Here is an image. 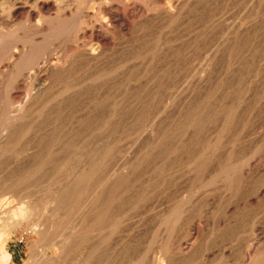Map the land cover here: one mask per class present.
Listing matches in <instances>:
<instances>
[{
    "label": "rangeland",
    "instance_id": "obj_1",
    "mask_svg": "<svg viewBox=\"0 0 264 264\" xmlns=\"http://www.w3.org/2000/svg\"><path fill=\"white\" fill-rule=\"evenodd\" d=\"M31 1L0 0V13ZM149 2L92 0L89 12L117 7L126 28L112 26L96 60L77 57L48 77L47 97L6 134L0 124V199L21 197L33 208L23 227L42 228L9 239L11 264H264V0H163L165 20ZM67 12L46 36L25 15L21 27L2 18L0 34L33 51L51 45L55 60L89 42Z\"/></svg>",
    "mask_w": 264,
    "mask_h": 264
},
{
    "label": "bare ground",
    "instance_id": "obj_2",
    "mask_svg": "<svg viewBox=\"0 0 264 264\" xmlns=\"http://www.w3.org/2000/svg\"><path fill=\"white\" fill-rule=\"evenodd\" d=\"M10 1V0H9ZM64 0H62V3H63ZM74 1V0H72ZM81 1V0H80ZM113 1V0H112ZM115 1V0H114ZM189 1V0H188ZM5 2V1H4ZM21 2V1H20ZM66 2V1H65ZM61 6L60 5V2L58 4V2L56 0H53V1H49V0H32L31 1V7H27L26 3H22L21 5H16L15 3L11 2L9 3V5L6 6L5 9H2L1 10V13H0V20L2 18L5 19V21L7 23H10V24H13L17 18L21 17V16H24L25 15V24L29 25L30 26V29H35L33 30L34 32L36 31L37 35H44L46 36V32H47V27H50L48 26V22H51V20H58V14L61 12V11H65L67 10L70 15L71 13L73 14H77L79 15V18L80 20H82L83 22V35H86L87 39L89 40L88 43H84V44H80L78 43L79 45L75 46V48L73 49H70V50H62L60 48V50L62 51H58L56 49V51L60 52L59 56L54 60L52 57H51V54L53 53V51L55 50L53 47H51V45H49V47L47 49H44V50H38L37 51H33V49L28 46V45H25L24 44H21L20 47H18V44H17V41H15L14 39H12L10 37V34L9 33H2L0 34V48L3 49L4 51H6V54H5V59L3 60V63L0 64V93H4L6 96H4V98L6 99L5 101V106L3 108V110L1 111L0 109V117L1 118V128L4 126L5 128L8 127V125L11 126V123L15 122L16 120V117L19 116V115H23V113L30 109L32 107V102L34 100L39 101V104H40V100L43 99L44 96L47 97L48 94L45 95L46 93V90L48 92V87H46V83H47V79L49 80L51 77L52 74L54 73H58V74H61L65 71V65L64 63H71L72 64V61L77 60L76 58L80 57L81 58H84L86 60H92V59H95L96 60V57L99 54V49L101 47H106V46H109L111 45V37H109L110 35V31H111V28L113 26L114 27H119V28H126V23L128 21H126V17L124 15V13H122V11L120 12V9H118L117 7H110V8H99L98 10V13L99 14H92L91 12L88 11V8L91 7L92 5V0H83L81 6H78V7H75L73 5H71L70 3H65ZM70 2V1H69ZM150 2H152V4L154 6L157 5L160 6L161 3L163 2V0H150ZM149 2V3H150ZM165 2V1H164ZM184 2V1H183ZM29 3V2H28ZM74 3V2H73ZM115 3V2H114ZM113 3V4H114ZM123 3V2H122ZM167 3H170L167 1ZM173 3H176V2H173ZM8 4V3H7ZM118 4V3H116ZM128 4V3H127ZM140 4V3H139ZM3 5V3H2ZM76 5V3H75ZM115 5V4H114ZM120 5V3L118 4ZM144 5V4H143ZM170 5V4H169ZM173 5V4H172ZM1 6V5H0ZM4 6V5H3ZM126 6V5H125ZM2 7V6H1ZM121 7V5H120ZM138 7V6H137ZM156 7V8H157ZM140 8V7H139ZM144 8V7H143ZM155 8V7H154ZM153 8V9H154ZM161 9H163L161 6H160ZM159 8V9H160ZM97 9V8H96ZM124 9V8H123ZM126 9V8H125ZM141 9V8H140ZM129 10H132L131 8ZM146 10V8H145ZM150 10H152L150 8ZM149 10V11H150ZM158 10V9H157ZM156 10V11H157ZM165 11V13L169 14L168 16H163L162 17L166 19H168L170 17V15L172 14V9H171V6L168 7L166 6L165 9H163ZM162 10V11H163ZM178 9H176L177 11ZM142 11V10H140ZM147 11V12H149ZM155 11V10H154ZM175 11V10H174ZM151 12V11H150ZM161 13V11H159ZM158 12V13H159ZM129 13V12H127ZM137 13H140L139 11ZM143 13L145 14V11H143ZM163 13V12H162ZM126 14V13H125ZM130 14V13H129ZM148 14V13H147ZM157 14V12H156ZM166 14V15H167ZM146 15V14H145ZM64 18L65 16H68L65 14L64 12V15H62ZM132 16V15H131ZM144 16V15H143ZM155 16V15H154ZM153 16V17H154ZM138 17V16H137ZM157 17V16H155ZM168 17V18H167ZM172 17V16H171ZM176 17V16H175ZM22 18V17H21ZM158 18H159V15H158ZM174 18V16H173ZM23 19V18H22ZM131 19V18H130ZM128 19V20H130ZM133 19V18H132ZM138 19V18H137ZM171 19V18H170ZM20 20V18H19ZM70 20V18L68 19V21ZM136 20V19H135ZM134 20V23L136 24ZM42 21V22H41ZM67 21V26L68 23ZM71 21V20H70ZM131 21V20H130ZM129 21V22H130ZM168 21V20H167ZM171 21V20H170ZM176 21V20H175ZM1 22V21H0ZM79 22V21H78ZM17 25H19L17 22H15ZM53 23V22H52ZM65 23H66V20H65ZM164 23V21H163ZM170 23V22H169ZM6 24V23H5ZM57 24V23H56ZM55 24V25H56ZM63 24V23H62ZM71 24V23H70ZM128 24V23H127ZM139 23H137L138 25ZM165 24V23H164ZM175 24V23H174ZM1 25V23H0ZM15 25V24H14ZM13 25V26H14ZM22 25V24H21ZM54 26V24H52ZM51 25V27H52ZM72 25V24H71ZM70 25V26H71ZM172 25V24H171ZM6 26V25H5ZM20 26V25H19ZM66 26V27H67ZM70 26L68 27V29L70 28ZM129 26V25H128ZM142 26V25H140ZM139 26V27H140ZM151 26V25H150ZM149 26V27H150ZM10 27V25H9ZM16 27V26H15ZM21 27V26H20ZM19 27V28H20ZM23 27V26H22ZM26 27V25H25ZM25 27L23 29H25ZM72 27V26H71ZM130 27V26H129ZM132 27V26H131ZM135 27V26H134ZM3 28V27H2ZM8 28V27H6ZM18 28V27H17ZM27 28V27H26ZM54 27H52V30H53ZM79 28V27H78ZM112 28V29H113ZM141 28V27H140ZM154 28V27H153ZM1 29V28H0ZM14 29V28H13ZM21 29V28H20ZM28 29V30H30ZM57 28H55L56 30ZM82 29V28H81ZM79 29V30H81ZM117 29V28H116ZM121 29V30H122ZM131 29V28H129ZM136 29H138V27H136ZM16 30V29H15ZM59 30V29H58ZM62 30V29H61ZM67 30V29H65ZM71 30V29H70ZM114 30V29H113ZM142 29L138 30V33L141 31ZM3 31V30H2ZM7 32L9 30H6ZM10 31L14 32L13 30L10 29ZM9 31V32H10ZM51 31V30H50ZM116 31V30H114ZM118 31V29H117ZM133 31H134V28H133ZM171 31V30H170ZM34 32H32L33 34H35ZM57 32V31H56ZM81 32V31H80ZM79 32V33H80ZM123 33V31H121ZM125 32V31H124ZM127 32V31H126ZM129 32V31H128ZM11 33V32H10ZM31 33V31H30ZM48 33V32H47ZM59 33V32H57ZM62 33V31H61ZM72 32H70L71 34ZM114 33V32H113ZM117 33V32H116ZM134 33V32H133ZM15 34V33H14ZM19 34V33H18ZM50 34V33H49ZM60 34V33H59ZM73 34V33H72ZM77 34V33H76ZM75 34V35H76ZM109 34V35H108ZM112 34V33H111ZM125 33L121 34L122 36H125L124 35ZM136 34V33H135ZM32 35V34H31ZM36 35V36H37ZM62 35V34H61ZM82 35V34H80ZM117 35V34H116ZM13 36V35H12ZM15 36V35H14ZM13 36V37H14ZM18 36V35H16ZM66 36V35H65ZM73 36V35H72ZM71 36V37H72ZM112 36V35H110ZM120 36V35H119ZM128 36V35H126ZM32 37V36H31ZM29 37V38H31ZM43 37V36H42ZM63 37V36H62ZM116 37V36H115ZM121 37V36H120ZM119 37V38H120ZM11 38V39H10ZM18 38V37H17ZM21 38V37H20ZM47 38V37H46ZM66 38V37H65ZM74 38V36H73ZM79 38V37H78ZM83 38V36H82ZM113 38V37H112ZM122 38V37H121ZM126 38V37H125ZM26 39V38H25ZM24 39V40H25ZM35 39V38H34ZM49 39V38H48ZM62 39V38H61ZM75 39H76V36H75ZM115 39V38H114ZM19 40V38H18ZM22 40V39H21ZM20 40V42H21ZM39 40V38L37 39V41ZM50 40V39H49ZM57 40V39H56ZM63 40V39H62ZM68 40V39H67ZM78 40V39H77ZM84 40H86L84 38ZM86 40V41H88ZM125 40V39H124ZM124 40H123V43H124ZM169 40V39H168ZM28 42V40H26ZM33 41V40H32ZM43 41V40H42ZM81 41V40H80ZM80 41H77V42H80ZM29 42H31L29 40ZM40 42V41H39ZM54 42V41H53ZM76 42V41H75ZM76 42V43H77ZM82 42V41H81ZM85 42V41H84ZM119 42V41H118ZM128 42V41H127ZM127 42H125L127 44ZM167 42V41H166ZM33 43H36V42H33ZM68 43V42H67ZM112 43H113V40H112ZM124 43V44H125ZM170 43V41H169ZM20 44V43H19ZM29 44V43H28ZM37 44V43H36ZM35 44V45H36ZM51 44V43H50ZM116 44V43H115ZM130 44V43H129ZM34 45V44H33ZM81 45V46H80ZM164 45V44H163ZM37 46V45H36ZM101 46V47H100ZM117 46V45H116ZM133 46V45H132ZM119 47V45H118ZM129 47V45H128ZM136 47V46H135ZM144 47V46H143ZM34 50H35V47L33 46ZM58 48V47H56ZM112 48V46H111ZM122 48H123V45H122ZM0 49V50H1ZM59 49V48H58ZM66 49V48H65ZM102 49V48H101ZM114 49V48H113ZM132 49V48H131ZM112 49H110L111 51ZM120 50V49H119ZM118 50V51H119ZM133 50V49H132ZM131 50V51H132ZM2 51V52H4ZM55 51V52H56ZM105 51V50H104ZM109 51V52H110ZM122 51V50H121ZM136 51V50H135ZM52 52V53H51ZM108 52V49L107 51H105V53ZM113 52V51H112ZM115 52V51H114ZM117 52V51H116ZM1 53V52H0ZM111 53V52H110ZM4 53H2L3 55ZM103 53H101L102 55ZM141 54V53H140ZM58 55V54H57ZM100 55V56H101ZM132 55V54H131ZM1 56V55H0ZM133 56V55H132ZM141 56V55H140ZM99 57V56H98ZM55 58V57H54ZM106 58V57H105ZM100 59V58H98ZM132 59V58H131ZM43 61V64H47V67L42 70V68L40 69L39 68V65L41 64V62ZM79 61V60H78ZM84 60L82 59V62ZM88 61V62H89ZM94 61V60H93ZM116 61V60H115ZM142 61V60H141ZM86 62V61H85ZM91 62V61H90ZM103 62V61H101ZM96 63V62H95ZM94 63V65H96ZM98 63V62H97ZM78 64V62H77ZM91 64V63H90ZM84 63V67H86ZM98 65V64H97ZM138 65V64H137ZM72 67V65H70ZM74 66V65H73ZM89 66V64L87 65ZM93 66V64H92ZM97 67V66H95ZM94 67V68H95ZM91 68V67H90ZM104 69V68H103ZM115 69V68H114ZM73 70V69H72ZM113 70V69H112ZM68 71V70H67ZM96 72V71H95ZM99 72V71H98ZM193 72V71H192ZM66 73V71H65ZM64 73V74H65ZM107 73V72H106ZM194 73V72H193ZM64 74H61L64 76ZM88 74V73H87ZM99 74H97L98 76ZM103 75V74H102ZM210 75V74H209ZM56 76V75H55ZM104 76V75H103ZM201 76V75H200ZM50 77V78H48ZM68 77V76H67ZM11 78V83H9L11 85V87H7L6 83L4 86H2L4 84V81H6L7 79L9 80ZM57 78V77H56ZM66 78V77H65ZM64 79V78H63ZM95 79V78H94ZM99 79V78H97ZM52 80V79H50ZM7 82V81H6ZM50 82V81H49ZM63 82V81H62ZM51 84L53 83L52 81L50 82ZM58 83V82H57ZM104 83V82H103ZM8 84V82H7ZM49 84V83H48ZM73 84V83H72ZM81 84V83H80ZM83 84V83H82ZM8 85V86H10ZM52 85H56L55 82L54 84ZM61 86V85H60ZM50 87V86H49ZM57 87V86H56ZM71 87V86H70ZM51 88V87H50ZM69 89V85L67 87ZM72 89V88H71ZM57 90V89H56ZM55 90V91H56ZM59 90V89H58ZM63 91H65L63 88H62ZM61 90V91H62ZM70 90V89H69ZM58 92V91H57ZM69 92V91H68ZM65 93V92H63ZM62 93V94H63ZM50 94H51V91H50ZM53 94V93H52ZM56 95V94H55ZM45 98V97H44ZM50 98V97H48ZM47 98V99H48ZM53 98V97H52ZM48 99L50 101H52L51 99ZM57 98V97H56ZM4 99V100H5ZM47 100V101H48ZM48 101V102H50ZM92 101V100H91ZM168 101V100H167ZM172 101V100H171ZM1 102V101H0ZM42 102V101H41ZM46 102V101H45ZM3 104V103H2ZM35 104V103H34ZM37 104V105H39ZM46 104V103H45ZM43 103H41V105H45ZM169 104V103H168ZM36 105V104H35ZM40 105V106H41ZM70 105V104H69ZM34 106V105H33ZM48 106V105H47ZM2 108V107H1ZM34 108V107H33ZM40 108V107H39ZM46 108V107H45ZM32 109V108H31ZM30 109V110H31ZM38 110V109H37ZM29 111V110H28ZM26 111V113L28 112ZM43 111V109H42ZM34 112V111H33ZM33 112H29V113H33ZM41 114V112H39ZM48 113V112H47ZM28 114V113H27ZM34 114V113H33ZM32 116V115H30ZM97 117V116H96ZM18 118V117H17ZM24 118V117H23ZM22 118V120H23ZM28 118V116H27ZM30 118V117H29ZM18 119H21V118H18ZM31 119V118H30ZM15 120V121H14ZM18 121V120H17ZM21 121V120H20ZM18 121V122H20ZM94 122V121H93ZM107 123V121H106ZM105 124V123H104ZM14 125V124H13ZM17 126V125H15ZM13 127V129L17 128V127ZM21 126V125H20ZM19 126V127H20ZM26 126V124H25ZM100 126V125H99ZM3 127V128H4ZM12 127V126H11ZM10 127V128H11ZM19 127L17 128V130L19 129ZM2 128V131H5L7 129L4 128L3 130ZM27 128V127H26ZM88 128V127H87ZM22 129H24L22 127ZM21 129V130H22ZM20 130V132H21ZM1 131V129H0ZM15 131V130H14ZM12 131V132H14ZM9 132V130H8ZM16 132V131H15ZM19 132V131H18ZM19 132V133H20ZM5 134H6V131H5ZM2 134H0L1 136ZM10 135V134H9ZM4 136H7V135H4ZM21 137V136H20ZM1 138V137H0ZM6 138V137H5ZM24 139V138H23ZM1 140V139H0ZM4 140V139H2ZM12 140V139H11ZM5 141V140H4ZM2 141V142H4ZM8 143V142H7ZM11 144V143H10ZM27 144V143H26ZM30 144V143H29ZM50 144V143H49ZM1 147V146H0ZM36 148V147H35ZM3 149V148H2ZM27 150V149H26ZM25 150V151H26ZM29 150V149H28ZM24 151V150H23ZM92 151V150H91ZM22 153V152H21ZM96 153V152H95ZM1 154V153H0ZM16 154V153H15ZM19 154V153H18ZM28 154V153H27ZM30 154V153H29ZM22 155V154H21ZM94 156V155H93ZM29 158V157H28ZM27 163V162H26ZM26 167V166H25ZM32 167V166H31ZM80 169V168H79ZM88 170V169H87ZM92 170V169H91ZM41 171V170H40ZM90 171V170H89ZM93 173V172H92ZM89 175V174H88ZM87 175V176H88ZM91 175V174H90ZM93 176V175H92ZM91 176V177H92ZM108 179V178H107ZM107 181V180H106ZM75 183V182H74ZM102 184V183H101ZM100 184V185H101ZM74 186V184H73ZM76 187V186H75ZM63 188V187H62ZM72 188V187H71ZM61 189V188H60ZM98 189V188H96ZM74 191V189H73ZM96 191V190H95ZM99 191V189H98ZM5 194V193H4ZM92 196V195H91ZM94 196V195H93ZM14 197V196H13ZM13 197H10V198H3V196L1 197L0 199V264H11L12 262V258L10 256V254L6 251L5 247L9 241V239L13 236H15L18 232L22 231L21 233L23 232H26V233H30L31 232H38V230L42 229V228H39L37 229L36 228V224H33L31 225L30 228H25L23 227V225L25 223H28L29 219H30V216L33 212V208L31 209H28L26 210V203L25 201H21V197H17V199L13 198ZM61 199H64L63 197ZM66 200V199H65ZM69 201V199H68ZM65 202V201H63ZM39 204V203H38ZM54 204V203H53ZM59 204V203H58ZM64 204V203H63ZM33 205V203H32ZM40 205V204H39ZM68 205V204H67ZM66 205V206H67ZM28 206H30L28 204ZM72 207V205H69ZM62 207V206H61ZM28 208V207H27ZM67 208V207H66ZM65 209V208H63ZM67 209H72V208H67ZM62 210V209H61ZM59 211V210H58ZM64 212V211H63ZM62 212V214H63ZM71 212V211H70ZM75 212V211H74ZM58 214V213H57ZM66 213H64L63 215H65ZM69 214V213H68ZM61 215V214H60ZM62 215V216H63ZM85 215V214H84ZM38 216V215H37ZM50 217V216H49ZM52 217V216H51ZM60 217V216H58ZM64 217V216H63ZM62 218V217H61ZM67 218H70L71 219V215ZM81 218V216L79 217ZM98 218V217H97ZM51 219H54L53 217ZM69 219V221H71ZM83 218H81L82 220ZM67 220V219H66ZM73 221V220H72ZM78 223L81 222L79 220H77ZM76 221V223H77ZM51 222V220H50ZM53 222V221H52ZM74 222V221H73ZM72 222V224H73ZM95 222V221H94ZM75 223V225H76ZM83 223V222H82ZM56 224V223H54ZM87 224V222H86ZM85 224V225H86ZM38 225V224H37ZM44 225V224H43ZM48 225V223H47ZM49 225H51L52 227V224L49 223ZM67 225V224H66ZM81 225V224H80ZM54 226V225H53ZM84 226V225H83ZM90 226V224H89ZM38 227V226H37ZM56 227H60V226H56ZM91 227V226H90ZM50 228V226H49ZM62 228V227H61ZM80 228V227H79ZM86 228V227H85ZM45 229V228H44ZM64 229V228H63ZM69 231L67 232V235L65 236V247H68L70 244V240H71V237H73V233L75 232L74 228L70 227V224H69V227H68ZM81 229V228H80ZM51 230V229H50ZM57 230V229H56ZM61 230V229H60ZM59 230V232H60ZM48 231V229H47ZM64 233H65V229L62 230ZM67 231V229H66ZM79 231V230H78ZM42 232V231H41ZM49 232V231H48ZM47 232V233H48ZM25 233V234H26ZM20 234V233H19ZM33 234V233H32ZM83 234V233H82ZM23 235V234H22ZM40 235V234H39ZM44 235V234H43ZM48 235V234H47ZM46 235V236H47ZM49 236V235H48ZM45 237V236H44ZM53 237V236H51ZM26 238V237H25ZM48 238V237H47ZM45 237V240L47 239ZM50 238V237H49ZM48 238V239H49ZM54 238V237H53ZM77 239V238H76ZM82 239V238H81ZM41 240V239H40ZM44 240V239H42ZM41 240V241H42ZM78 240V239H77ZM47 241V240H46ZM61 241V240H60ZM74 241V239H73ZM79 241V240H78ZM82 241V240H81ZM45 242V241H44ZM76 242V241H75ZM41 243V242H40ZM46 243V242H45ZM44 243V244H45ZM43 244V242H42ZM57 244V243H55ZM61 244V243H60ZM78 244V243H77ZM63 245V244H62ZM50 246V245H49ZM61 246V245H60ZM64 247V246H63ZM73 247V246H72ZM62 249V248H61ZM66 249V248H65ZM77 249V248H76ZM60 251V250H59ZM58 251V253H60ZM63 251V250H62ZM72 251V249H71ZM66 252V251H64ZM68 252V251H67ZM59 255V254H58ZM62 255V254H61ZM58 257V256H57ZM63 258H67V257H64ZM53 259V258H52ZM47 261V260H45ZM53 261V260H52ZM154 261V259H153ZM152 261V263H153ZM42 262V261H40ZM56 262V261H55ZM43 263V262H42ZM41 263V264H42ZM51 263V262H50ZM151 263V264H152ZM45 264V263H44ZM155 264V263H154Z\"/></svg>",
    "mask_w": 264,
    "mask_h": 264
}]
</instances>
